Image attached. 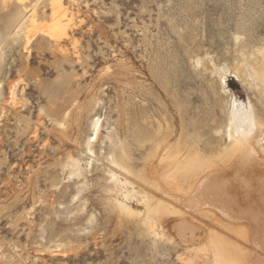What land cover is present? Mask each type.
I'll return each mask as SVG.
<instances>
[{"label": "rangeland", "instance_id": "1", "mask_svg": "<svg viewBox=\"0 0 264 264\" xmlns=\"http://www.w3.org/2000/svg\"><path fill=\"white\" fill-rule=\"evenodd\" d=\"M60 1L73 11L62 53L50 42L59 34L55 0L31 3L37 24L26 44L24 26H16L20 3L0 0V264L196 262L178 243L184 229L169 224L154 236L141 222L156 190L139 176L155 177L150 170L166 165L168 144L183 157L192 141L205 156H219L230 143L234 100L263 122L249 141L252 159L242 154L199 193L232 200L264 222V151L257 152L264 94L232 71L242 53L264 46V0ZM74 99L78 111L55 121L61 103ZM97 117L90 156L86 140ZM118 144L133 173L110 163ZM72 158L82 173L72 171ZM248 169L258 174L254 181Z\"/></svg>", "mask_w": 264, "mask_h": 264}, {"label": "bare ground", "instance_id": "2", "mask_svg": "<svg viewBox=\"0 0 264 264\" xmlns=\"http://www.w3.org/2000/svg\"><path fill=\"white\" fill-rule=\"evenodd\" d=\"M17 1L20 3L23 13L16 26L18 28L24 26L23 37L26 44L37 24V16L34 12L35 4H31L34 0L27 4L22 0ZM54 8L58 14L55 27L59 34H52L50 42L55 49L62 53L63 40L68 41L70 38L64 31V22L71 20L73 11L60 0H55ZM240 56L239 67L232 70L234 76L246 83L247 86L256 87L264 94V46L244 52ZM13 98V94L10 93L9 101L13 102ZM79 108L80 104L76 99L73 102L63 101L60 109L58 108L53 113V119L56 121L60 116L69 118ZM229 121L230 143L219 156H205L192 141L188 150L186 148L187 153L183 157L178 146L174 147L168 144L164 146L166 150L160 159L162 163L166 162V165L156 172L150 170L153 175L156 173L155 177L139 176L144 183L156 190L155 193L147 197L148 202L144 206L146 212L142 216L141 222L146 224L149 232L154 236L165 234L169 224L175 228L184 229L187 234H184L185 237L182 234L178 243L183 244L184 248L192 252L197 260L194 262L193 258H187L189 264H264V240L261 239L263 235L259 233L260 227L264 228L262 224L264 222L257 223L255 221L254 223L250 214L245 213L246 215H244L245 209L237 210L232 200H212L208 194L199 193V189L203 187L201 183L207 177L214 178L221 174L224 168L237 166V159L242 154L246 153L248 159H252L249 141L261 131L258 125H262L263 122L256 116L251 105L247 110L243 105L236 104V100L233 101ZM99 130L100 121L97 117L92 122V133L86 140V152L90 156L94 155L92 141L97 139ZM62 133L64 132L62 131ZM257 148L258 153L264 151L260 146ZM118 149V153L109 157L110 163L124 172L133 173V168L128 162L129 155L124 146L118 144ZM149 157L152 156L149 155ZM88 159L85 166L90 167L92 158ZM71 168L77 174L83 171L78 158H72ZM245 174L251 181H254L258 175L249 169ZM115 176L112 172L111 177L115 178ZM239 193H241L240 190H236L234 194L237 199H239ZM231 197L225 195L224 200H230ZM114 202L119 209L130 211V206L125 201L114 198ZM248 208L252 209L253 207L250 205ZM257 228L259 229L257 230Z\"/></svg>", "mask_w": 264, "mask_h": 264}]
</instances>
